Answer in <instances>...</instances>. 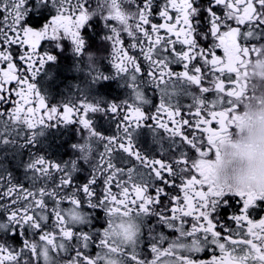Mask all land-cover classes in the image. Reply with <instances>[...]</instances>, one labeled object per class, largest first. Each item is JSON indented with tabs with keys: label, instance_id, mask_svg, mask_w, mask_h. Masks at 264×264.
<instances>
[{
	"label": "snow or ice",
	"instance_id": "snow-or-ice-1",
	"mask_svg": "<svg viewBox=\"0 0 264 264\" xmlns=\"http://www.w3.org/2000/svg\"><path fill=\"white\" fill-rule=\"evenodd\" d=\"M94 18L105 43L86 51ZM66 40L121 100L50 102L37 78ZM262 52L264 0H0V264H264V216L250 211L264 193L223 190L207 159ZM69 127L75 141L53 154ZM25 154L21 179L2 161Z\"/></svg>",
	"mask_w": 264,
	"mask_h": 264
},
{
	"label": "clouds",
	"instance_id": "clouds-1",
	"mask_svg": "<svg viewBox=\"0 0 264 264\" xmlns=\"http://www.w3.org/2000/svg\"><path fill=\"white\" fill-rule=\"evenodd\" d=\"M247 72L235 127L217 141L219 156L207 158L209 179L225 191L264 193V52L248 62Z\"/></svg>",
	"mask_w": 264,
	"mask_h": 264
},
{
	"label": "flooded vegetation",
	"instance_id": "flooded-vegetation-1",
	"mask_svg": "<svg viewBox=\"0 0 264 264\" xmlns=\"http://www.w3.org/2000/svg\"><path fill=\"white\" fill-rule=\"evenodd\" d=\"M47 15L48 13L46 10L40 9L30 13L29 16L26 17V21L30 26L39 27L45 22L44 17ZM97 22L98 25H102L103 28L102 22L94 18L84 27L82 36L86 40L87 45L89 44V48L95 46L98 50L105 42L103 39V30L95 32L93 29ZM125 40L127 42L126 35ZM44 47L48 48L49 46L45 44ZM53 54L56 56V60L48 63L44 71L37 78L38 86L42 92L46 94L50 102L54 104L60 103L62 100L71 96L79 95V90H86L87 94L91 97H100L113 102L119 101L124 97L125 89L120 85L118 79L102 80L95 84L89 82V77L85 72L86 68L77 62L70 41L66 40L61 48H56L53 51ZM177 70H179V68H177ZM101 71L108 74L114 70L111 69L107 61H102ZM188 102L187 100L185 101V103ZM96 123L102 130H106L108 127L105 122V117L103 116H98L96 118ZM75 138L71 127L61 129L58 133L49 138L48 150L53 154L63 155L68 151L69 143L74 142ZM21 158H26V154L25 157L9 155L5 157L2 162L5 163L10 170L15 172L18 178L22 179V169L18 166ZM67 158L66 156L65 159ZM236 207H238V205L233 200L232 206L228 208V212L231 213ZM250 211L254 214L255 218L264 216V200H257Z\"/></svg>",
	"mask_w": 264,
	"mask_h": 264
},
{
	"label": "rangeland",
	"instance_id": "rangeland-1",
	"mask_svg": "<svg viewBox=\"0 0 264 264\" xmlns=\"http://www.w3.org/2000/svg\"><path fill=\"white\" fill-rule=\"evenodd\" d=\"M93 29H94L95 32H98V30L102 31V25H98V22H97L95 24V26L93 27ZM96 50H97V48L95 46H91L89 48V44L87 45L86 51H96ZM75 57H76L77 62L82 64L86 68V60H85V58L83 56H77L76 54H75ZM101 66H102V62H101ZM86 74H87V72H86Z\"/></svg>",
	"mask_w": 264,
	"mask_h": 264
}]
</instances>
